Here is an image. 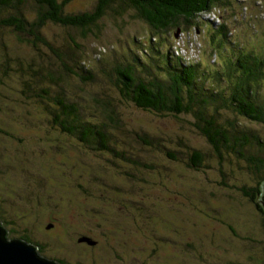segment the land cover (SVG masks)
<instances>
[{
    "label": "rangeland",
    "instance_id": "obj_1",
    "mask_svg": "<svg viewBox=\"0 0 264 264\" xmlns=\"http://www.w3.org/2000/svg\"><path fill=\"white\" fill-rule=\"evenodd\" d=\"M260 2H249L246 13L240 9L229 25L231 39L264 47V12L256 8ZM96 4L71 0L69 8L87 12ZM110 18L99 36L79 39L85 55L104 66L98 57L103 46L111 51L124 37H150L142 20L127 17L120 30L114 19L120 17ZM45 30L64 34L60 27ZM5 32L11 41L12 34ZM193 35L183 39L178 34L184 51L197 46L211 59L208 40L194 41ZM16 42L11 46L23 57L33 52ZM74 84L75 90L83 88ZM96 84L82 92L92 105L87 93L97 94L105 85L102 80ZM0 90L5 95L0 96V126L10 133L2 137L9 158L0 156V213L9 222V238L27 235L44 247L42 256L60 258L63 264H264L263 214L244 190L256 187L264 173H255L233 153L218 156L191 125L192 116H163L123 102L124 130L113 128L109 139L123 158L92 150L49 126L43 116L28 113L31 96ZM255 127L264 136V129ZM133 131L150 134L152 144L138 141ZM195 149L203 153L198 167L192 161ZM39 180L48 189L45 196Z\"/></svg>",
    "mask_w": 264,
    "mask_h": 264
},
{
    "label": "trees",
    "instance_id": "obj_2",
    "mask_svg": "<svg viewBox=\"0 0 264 264\" xmlns=\"http://www.w3.org/2000/svg\"><path fill=\"white\" fill-rule=\"evenodd\" d=\"M70 2L0 0V89L31 96L28 113L43 116L49 126L92 150L114 152L123 158L122 151H115L109 142L114 137L112 129L124 127L119 110L123 102L163 116L185 113L194 118L191 125L209 140L218 156L233 153L250 163L255 173H264V136L255 127L264 129V47L245 46L229 34V25L239 18L241 6L252 8L251 4L237 0H97L92 11L84 12L73 11ZM256 8L264 10V2ZM213 10L219 11L218 24L205 17ZM225 11L228 15L221 14ZM109 15L120 17L114 18L120 30L127 17L142 20L150 37L147 41L141 35L124 37L117 43L121 48L115 44L111 51H103V46L98 57L105 61L104 66L85 55L79 39L99 36ZM50 26L60 27L64 34L52 35L45 30ZM198 30L200 34H196ZM5 31L12 34L13 41ZM177 32L182 38L194 34V41L197 36L207 39L214 60L197 46L194 56L185 53L181 38H175ZM16 41L33 52L23 57L19 48L15 51L11 46ZM101 80L105 85L97 94L87 93L96 103L89 104L82 92L89 86L95 88ZM74 82L83 88L75 90ZM0 96H5L1 90ZM133 132L138 141L152 144L150 134ZM5 133L8 131L0 126L1 157L7 156L2 148ZM193 152V166L198 167L203 153ZM263 180L244 190L263 214L264 225L259 202ZM39 181V192L45 196L44 189H48ZM0 219L7 228L9 222L1 213ZM23 237L32 242L27 235ZM33 244L41 254L47 253L39 243Z\"/></svg>",
    "mask_w": 264,
    "mask_h": 264
},
{
    "label": "water",
    "instance_id": "obj_3",
    "mask_svg": "<svg viewBox=\"0 0 264 264\" xmlns=\"http://www.w3.org/2000/svg\"><path fill=\"white\" fill-rule=\"evenodd\" d=\"M259 193V202L264 210V180ZM38 248L26 239L9 238L8 230L0 219V264H63L57 259L42 256Z\"/></svg>",
    "mask_w": 264,
    "mask_h": 264
},
{
    "label": "clouds",
    "instance_id": "obj_4",
    "mask_svg": "<svg viewBox=\"0 0 264 264\" xmlns=\"http://www.w3.org/2000/svg\"><path fill=\"white\" fill-rule=\"evenodd\" d=\"M178 34L180 33V32H177ZM178 34H177V36H178ZM182 34L180 33V36H181ZM180 36H178V38L180 37ZM185 36V35H184ZM184 39V38H183ZM189 41V40H188ZM185 52H189V51H185ZM190 53H191V55H193V50H192V48H191V50H190ZM194 56V55H193Z\"/></svg>",
    "mask_w": 264,
    "mask_h": 264
}]
</instances>
